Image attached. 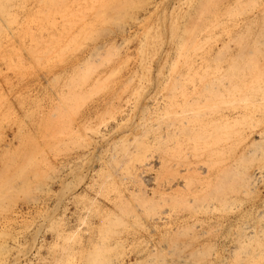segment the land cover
<instances>
[{
  "label": "rangeland",
  "instance_id": "obj_1",
  "mask_svg": "<svg viewBox=\"0 0 264 264\" xmlns=\"http://www.w3.org/2000/svg\"><path fill=\"white\" fill-rule=\"evenodd\" d=\"M0 264H264V0H0Z\"/></svg>",
  "mask_w": 264,
  "mask_h": 264
},
{
  "label": "bare ground",
  "instance_id": "obj_2",
  "mask_svg": "<svg viewBox=\"0 0 264 264\" xmlns=\"http://www.w3.org/2000/svg\"><path fill=\"white\" fill-rule=\"evenodd\" d=\"M251 99V98H250ZM249 100V99H248ZM262 101V100H261ZM252 102V101H251ZM255 102V101H254ZM260 103V102H259ZM203 106V105H202ZM206 106V105H205ZM256 133V132H255ZM254 134V133H253ZM259 134V133H258ZM254 139V138H253ZM253 139H251V140H253ZM253 143V142H252ZM255 143V142H254ZM251 177V176H250ZM176 183V182H175ZM173 188V187H172Z\"/></svg>",
  "mask_w": 264,
  "mask_h": 264
}]
</instances>
